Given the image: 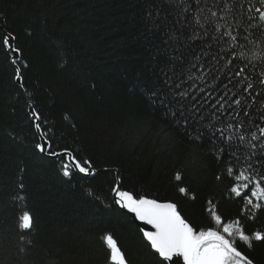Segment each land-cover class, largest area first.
<instances>
[{"label": "trees", "instance_id": "obj_1", "mask_svg": "<svg viewBox=\"0 0 264 264\" xmlns=\"http://www.w3.org/2000/svg\"><path fill=\"white\" fill-rule=\"evenodd\" d=\"M151 4L0 0V29L16 37L28 65L21 88L0 47V264H109L102 240L107 233L129 264H157L138 228L112 204L116 175L125 190L175 202L194 225H209V201L227 218L240 215L242 201L230 195L228 161L147 103L150 90L164 87L161 70L170 66L162 43L167 29L163 17L149 16ZM256 48L246 43L241 50L251 57ZM239 63H248L253 74L264 71L261 60ZM29 105L50 130L52 151L68 149L89 159L98 173L65 177L63 159L41 156ZM179 187L188 188L189 196ZM25 210L33 228L22 242L17 225ZM244 223L248 232L264 231V211ZM242 250L264 264V243Z\"/></svg>", "mask_w": 264, "mask_h": 264}, {"label": "snow or ice", "instance_id": "obj_2", "mask_svg": "<svg viewBox=\"0 0 264 264\" xmlns=\"http://www.w3.org/2000/svg\"><path fill=\"white\" fill-rule=\"evenodd\" d=\"M258 4L251 0H152L149 6V16L156 20L163 17L161 25L167 29L163 51L169 53L170 66L168 71L161 70L164 87L150 90L147 103L183 127L190 139L207 141L218 159L228 161L226 175L233 181L230 195L242 201L236 218L223 216L209 201L210 222L202 227L186 219L175 202L125 190L117 177L111 189L112 204L151 227L141 231L158 256L157 264L173 262L176 257L182 258L183 264H255L242 247L250 250L254 242L264 243V231L248 232L244 223L264 211V71L253 74L247 71L248 63H239L264 61V47H260L264 45V0ZM0 37V47L15 67L14 79L23 88L22 69L28 65L21 60L16 37L10 32L0 33ZM246 43L257 45L251 57L241 50ZM29 107L42 141L35 148L64 157L60 169L65 177L74 172L95 174L91 160H81L68 149L51 150L50 130L42 126L41 114ZM175 179L181 181V174ZM178 192L189 196L186 187H179ZM17 227L23 242L33 228L29 211L18 217ZM102 240L109 250V264H129L112 234H105Z\"/></svg>", "mask_w": 264, "mask_h": 264}, {"label": "water", "instance_id": "obj_3", "mask_svg": "<svg viewBox=\"0 0 264 264\" xmlns=\"http://www.w3.org/2000/svg\"><path fill=\"white\" fill-rule=\"evenodd\" d=\"M0 30H1V29H0ZM3 32H5V31L1 30V33H3ZM10 59H11V58H10ZM16 83H17V85L20 87V83H21V82L16 80ZM28 115H29V118H30V120H31V122H32L31 108H30V107L28 108ZM35 132H36V131H35ZM37 138H38V143L42 142V141L39 139L38 136H37ZM37 151H38V150H37ZM38 152H39V151H38ZM39 154H40L41 156L45 157L46 159L51 160V161H58L59 159H64V157H62V156H51V155H48V154H45V153H40V152H39ZM102 171H104V170H102ZM74 173L77 174V175H79V176H81V177H83V178H86V179H89V178H91V177L94 175V174H93V175H88V176H86V175H84V174H82V173H79V172H74ZM97 173H98V171H95V174H97ZM115 174H116V173H115ZM116 178H117V175H116ZM112 199H113V197H112ZM114 206H115V205H114ZM115 208H116V206H115ZM116 209H118V208H116ZM118 210H119L124 216H126V217L130 220V222H131L136 228H138V230H139L140 234L142 235V237H143V232L141 231L142 228L145 229V230H151V227H150L149 225L142 224L140 221L135 220L131 213H127V212H125V211L122 210V209H118ZM143 240H144V242L150 247V245L147 243V241L144 239V237H143ZM150 249H151V247H150ZM151 251H152V253H154L152 249H151ZM154 254H155V253H154ZM155 255H156V254H155ZM177 261L179 262V264H183L182 258H179V257L174 258L173 262H167V264H176Z\"/></svg>", "mask_w": 264, "mask_h": 264}]
</instances>
